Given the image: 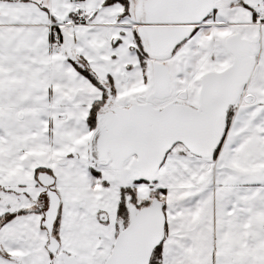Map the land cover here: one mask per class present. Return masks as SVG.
<instances>
[{"label": "snow or ice", "instance_id": "obj_1", "mask_svg": "<svg viewBox=\"0 0 264 264\" xmlns=\"http://www.w3.org/2000/svg\"><path fill=\"white\" fill-rule=\"evenodd\" d=\"M0 264H264V0H0Z\"/></svg>", "mask_w": 264, "mask_h": 264}]
</instances>
